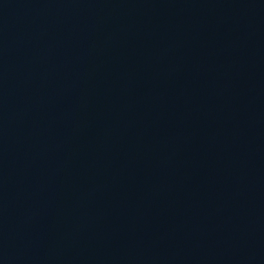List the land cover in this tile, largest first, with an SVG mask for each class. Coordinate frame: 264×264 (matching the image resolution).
I'll use <instances>...</instances> for the list:
<instances>
[{
  "label": "water",
  "instance_id": "1",
  "mask_svg": "<svg viewBox=\"0 0 264 264\" xmlns=\"http://www.w3.org/2000/svg\"><path fill=\"white\" fill-rule=\"evenodd\" d=\"M0 264H264V0H0Z\"/></svg>",
  "mask_w": 264,
  "mask_h": 264
}]
</instances>
